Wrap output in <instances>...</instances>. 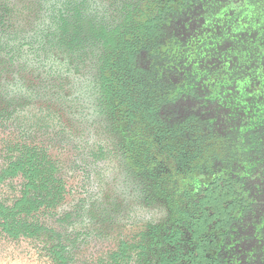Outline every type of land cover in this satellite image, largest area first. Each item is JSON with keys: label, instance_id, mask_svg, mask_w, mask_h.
I'll return each instance as SVG.
<instances>
[{"label": "rangeland", "instance_id": "374dc122", "mask_svg": "<svg viewBox=\"0 0 264 264\" xmlns=\"http://www.w3.org/2000/svg\"><path fill=\"white\" fill-rule=\"evenodd\" d=\"M6 1L18 6L39 2L0 3ZM124 1L145 0H85L92 10L102 11L100 19L106 24L120 20ZM188 6L194 9L192 16L146 58L152 72L143 74V81L152 94L165 92L167 85L179 93L178 106L184 112L178 117L179 138L195 144L213 137L225 140L228 147L224 154L218 152L223 155L219 161L237 168L252 156L237 137L242 93L233 95L242 82L250 90L252 81L245 71L249 56L237 55L246 29L228 26L229 20L222 19L227 11L213 16L219 23L213 27L208 18L200 20L198 7ZM99 51L98 46L80 48L77 60L69 56L43 67L35 64V70L30 66L3 73L0 93L15 104L13 118L0 121V168L5 140L20 134L30 144L44 146L57 162L67 194L54 214L40 220L62 235L71 253L69 264H100L121 242L147 248L154 243L140 263L149 264L160 252L175 254L177 248L158 244L175 224L187 226L186 213L195 211L198 191L213 177L195 166L216 156L200 150L192 157L199 162L186 165L174 157L175 145L155 135L140 116L131 124L120 115L124 108L118 103L105 106L98 91ZM204 84L208 86L202 88ZM260 157L263 161L264 154ZM21 184L20 178L1 183L0 201L19 197ZM187 238L177 246L183 253L190 249ZM45 242L13 240L0 229V264H53Z\"/></svg>", "mask_w": 264, "mask_h": 264}, {"label": "trees", "instance_id": "16d2710c", "mask_svg": "<svg viewBox=\"0 0 264 264\" xmlns=\"http://www.w3.org/2000/svg\"><path fill=\"white\" fill-rule=\"evenodd\" d=\"M36 3H24L20 6L8 4V1L0 3V78L4 76L3 73L26 71L30 66V70H35V64L43 67L48 61L58 62L62 57L60 54H66V59L72 56L73 60H77L75 56L88 39H103L110 51L104 62L103 89L109 101L117 102L127 110L130 123L134 124L137 116H140L155 135L169 146L175 145L180 159H190L193 153L200 150L213 153L216 156L214 159L222 158L223 155L219 156L218 152L225 153L224 148L228 147L227 143L223 142L225 140L220 141L213 137L195 144V141L190 139L179 138L178 117L184 113L178 106L182 101L179 100V93L174 87H170L172 85H167L165 92L152 94L142 77L143 74L152 72L146 67V58L157 53V46L172 37L181 22L192 16L194 9L189 7L190 9L177 10L166 6L145 23H138V26L130 31L127 29L124 32L127 35L125 38L120 32V27L107 30L94 19L88 20V16L83 14L82 5L75 2L70 7L67 6L66 11L58 8V4L52 5V26H48L45 23V14L42 13L46 10L45 6L41 4V0ZM193 5L198 7L197 15L200 20L208 18L207 22L213 27L219 25L213 16H220L227 11L222 19L229 20L226 23L228 26H243L246 29V38L239 42L240 50L237 55L239 58L249 56L245 71L250 72L247 75L252 81L248 83L250 90L246 86L247 83L242 82L244 86L237 87L233 92V95L242 93L238 98L241 111L237 118V137L243 144V149L252 154L251 159L261 158L260 155L264 154V0H197ZM19 18L24 19L19 21ZM207 86L204 84L202 88ZM8 98L0 93V121L8 122L13 118L12 107L15 101L10 96ZM24 137V134H20L8 138L3 146L0 184L18 178L22 180V184L19 197L12 202L0 201V229L13 240H45V249L52 263L69 264L71 253L62 235L45 226L40 220L41 216L54 214L65 200V182L59 176L60 168L57 162L47 149L41 145L30 144ZM186 143H192L193 146L189 148L190 145ZM227 186H222L217 181L203 192L201 202L203 206H210L214 215L225 213L224 205L234 195L232 188L227 192ZM205 218L208 220L202 221V228L196 231L198 238L206 231L207 223L213 219L208 213L203 216V219ZM173 231V237H161L162 243L176 244L182 232ZM154 246V243L147 248L121 242L100 264H140L142 257H147L149 249L152 250ZM140 249V253L135 252ZM157 255L158 259L147 262L179 263V258H171L168 253L160 252ZM192 256L194 254L191 253L182 258L189 261ZM192 258H195L192 264H207L201 250Z\"/></svg>", "mask_w": 264, "mask_h": 264}, {"label": "flooded vegetation", "instance_id": "af4514ba", "mask_svg": "<svg viewBox=\"0 0 264 264\" xmlns=\"http://www.w3.org/2000/svg\"><path fill=\"white\" fill-rule=\"evenodd\" d=\"M173 1L175 2L176 0H145L141 3L124 1L122 2V7L119 8L121 12L120 20L115 24L104 23L103 19H100L102 11L97 12L92 10V7L85 0H58V2L55 0H41V4L46 8L42 13L45 14V23L48 26H52L50 18L54 14L52 5L58 4V8L66 11V7H70L75 2V4L82 5L84 8L83 14L84 16H88V20L94 19L97 24L104 25L107 30L120 27V32L124 34L127 29L130 31L131 28L138 26V23H145L166 6L177 10H181L182 8L189 9L188 5H193L194 2H197V0H184L181 4L177 5ZM95 22L93 23L94 25L96 24ZM124 36L127 38V35L124 34ZM96 46L100 50L99 55H97L99 57L98 91L106 106L114 102L109 101L103 89L104 82L102 80L105 57L110 51L107 49L103 39L95 37L88 39L82 48L90 50L91 47L95 48ZM60 55H62V59L66 56V54ZM123 111L120 115L127 118V110L124 108ZM173 155L176 158L179 157L177 152ZM194 156L192 155V157ZM177 160L185 162L186 165L199 162V160H192V158ZM195 167H198L200 171L211 173L213 177L204 188L198 191L195 211L193 213H186L188 218L187 226H182L179 223L175 224L171 227L168 234L165 235L173 237L175 234L173 230H180L182 232L176 244L166 243L171 247L177 248L173 256H169V254L168 256L174 259L179 258L178 264H192L193 259H195L192 257L197 255V252L201 250L204 253L207 264H264V160L261 161L259 158L241 160L240 165L238 164L237 168H234L232 165L229 166L218 159L207 158L205 161H202V166L197 165ZM195 167L192 166V168ZM217 181L222 186L228 185L227 192H230L229 188H232L234 195L224 205L226 212L214 215L211 207L203 206L201 200L204 197L203 192ZM206 213H208L209 217H213V219L207 223L206 231L198 238L196 231L200 227L202 228V221L208 220L207 218L203 219ZM254 219L256 222L252 225L251 220ZM184 236L188 237L187 241L190 249L183 253L177 246L183 241ZM163 245L165 243L158 244V247L160 248ZM191 253L194 256L190 257L189 261L182 258Z\"/></svg>", "mask_w": 264, "mask_h": 264}]
</instances>
